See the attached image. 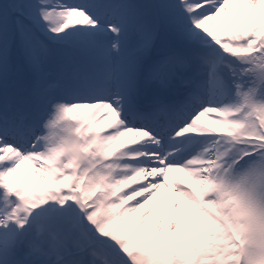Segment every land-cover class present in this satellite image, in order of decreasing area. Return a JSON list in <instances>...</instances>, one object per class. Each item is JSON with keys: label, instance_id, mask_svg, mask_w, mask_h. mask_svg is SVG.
Masks as SVG:
<instances>
[{"label": "snow or ice", "instance_id": "snow-or-ice-1", "mask_svg": "<svg viewBox=\"0 0 264 264\" xmlns=\"http://www.w3.org/2000/svg\"><path fill=\"white\" fill-rule=\"evenodd\" d=\"M0 264H264V0H0Z\"/></svg>", "mask_w": 264, "mask_h": 264}]
</instances>
